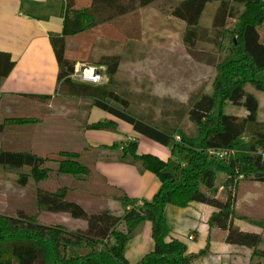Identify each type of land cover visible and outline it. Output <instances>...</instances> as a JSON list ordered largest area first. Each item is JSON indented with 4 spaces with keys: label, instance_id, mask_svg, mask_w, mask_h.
I'll list each match as a JSON object with an SVG mask.
<instances>
[{
    "label": "trees",
    "instance_id": "trees-1",
    "mask_svg": "<svg viewBox=\"0 0 264 264\" xmlns=\"http://www.w3.org/2000/svg\"><path fill=\"white\" fill-rule=\"evenodd\" d=\"M207 1L212 0H92L89 6L77 8L75 0H63L62 30L51 33L50 40L60 66L59 88L65 85L68 92L81 97L83 115L78 117L80 122L87 128L114 129L116 124L111 118L88 122V110L97 106L130 123L141 134L169 146L177 162L173 168H168L152 153H137L134 140L109 145H121L120 158L138 160L142 167L155 171L161 181L153 196L143 201L153 224L155 247L130 263L123 255V246L145 215L125 216L107 207L98 209L83 205L79 194L89 192L90 188L95 189L92 193H108L122 203L130 200L123 189L109 185L103 176L94 173L95 154L88 155L85 149L61 148L45 155L31 149H0V163L21 165L23 169L16 180L30 184L32 191L29 210H0V264H191L192 255L186 243L170 234L165 213L167 204L185 206L191 201L214 207L207 222L225 230V242L247 245L253 248L252 252L264 255L258 247L263 238L264 219L236 215L234 211L235 190L240 179L262 180L264 174V120L257 117V97L246 87L250 83L264 90V79L260 77L264 71V39L260 33V25L264 22V0H246L244 7L240 0H235L236 4L232 6L227 3L229 0H220L212 24L204 26L199 23V17ZM151 3H156L166 14L183 18L178 41L182 42L186 53L197 55L202 52L203 41L209 45L206 52H209L213 69L210 91L205 89L202 81L176 109L177 121L187 113L194 122L196 132L193 135L184 134L175 124L155 123L138 115L130 109L129 98L113 89L100 93L97 91L99 84L77 82L69 75L76 63L65 58L64 51L78 46V41L69 39V35L103 22L116 24L119 15ZM229 16L235 18L232 27L226 23ZM99 40L96 39L86 65L104 63V73L115 74L120 53L100 51L98 46L102 43ZM184 54L147 52L142 53L139 61L143 67L156 65L155 72L167 76L171 73L163 67L167 64L175 66L178 58H185ZM146 55L148 63L144 59ZM13 63L9 53L0 51V79L7 75ZM227 101L244 107L245 113L224 111L223 105ZM175 135L180 139H175ZM211 149L225 152L211 153ZM48 161L53 164L48 165ZM53 172L73 177L69 184L54 188L38 184ZM220 188L225 190L223 198L218 196ZM46 209L68 212L84 218L86 224L69 228L58 222L40 221V210ZM235 217L258 229L241 228L234 223Z\"/></svg>",
    "mask_w": 264,
    "mask_h": 264
},
{
    "label": "crops",
    "instance_id": "crops-1",
    "mask_svg": "<svg viewBox=\"0 0 264 264\" xmlns=\"http://www.w3.org/2000/svg\"><path fill=\"white\" fill-rule=\"evenodd\" d=\"M91 1L75 0V7H87ZM216 1L219 5L220 0ZM62 10L63 0H0V51L9 53L14 61L7 75L0 79V149H31L37 154L45 155L66 148L85 149L88 155L95 154L94 172L95 170L99 172L109 185L123 188L127 194L136 198L134 203L127 200L121 202V205L117 203L120 201L114 199L118 213L137 211L138 214L145 215L143 222L139 225V231L127 240V245L125 244L124 247L127 261L134 263L144 253L155 247L153 224L147 216L149 210L142 204L144 199H150L158 190L161 181L155 171L142 167L138 160L120 158L121 145L110 147V144L105 146L100 144L118 142L123 139L134 140L137 143V153H152L165 161L172 156L171 150L165 144L154 139H147V136L135 130L130 123L112 116L97 106H92L88 110V122L111 118L116 122V127L119 126L124 133L83 126L78 118L83 115L81 97L68 92L65 85L61 84L60 88L58 85L60 66L51 44L50 34L61 32ZM201 16L200 24L210 26L211 22L203 23ZM177 18L172 19V14H166L165 10H161L156 3L141 6L134 12L119 15L116 24L103 22L69 35V39L78 41V46L66 48L64 56L74 61L75 66L86 65L89 53L96 39L99 38L102 43V46H98L100 51L109 50L120 53L116 64V75H128V72L118 70L136 68L142 53L172 51V37H177L178 40L182 31L183 18ZM175 20L178 23L175 22L173 26L172 22ZM177 40L175 41L178 43ZM147 58V55L144 56L145 60ZM104 66V63L95 66L101 72L102 78ZM167 66L170 65L167 64ZM108 77H113V74ZM99 88L98 92H100ZM9 116L30 119L21 121L6 118ZM90 134L106 138L97 140L91 138ZM22 169L21 165L0 163L1 211L30 209V201L28 198L25 200L27 184L16 180ZM250 180L251 185L264 187L263 179ZM201 188L207 191L204 185H201ZM220 189L218 196L223 198L220 195ZM258 198L264 200V196ZM213 209V206L198 201H191L187 206L178 207L177 222L171 223L169 220L172 225L170 234L181 239V225L191 226L196 229L192 239H197L198 230L200 239L191 243L182 236V240L188 242L189 252L201 251L203 257L208 253L218 252L216 244L225 242V230L208 224L207 218ZM240 220L242 219L235 217L234 223L244 229H258L256 225L246 220L241 223ZM190 233L188 232V237ZM258 247L264 251V230Z\"/></svg>",
    "mask_w": 264,
    "mask_h": 264
},
{
    "label": "rangeland",
    "instance_id": "rangeland-1",
    "mask_svg": "<svg viewBox=\"0 0 264 264\" xmlns=\"http://www.w3.org/2000/svg\"><path fill=\"white\" fill-rule=\"evenodd\" d=\"M223 1H227V0H223ZM240 1H242L241 6L244 7V2L246 0H240ZM227 3L232 6L233 4H236V1L229 0ZM217 5H218V1L216 0L207 1L205 3L203 7V12H201L202 16L200 14L201 21L203 23L211 22L212 24L213 16L216 11ZM172 19H178V18L174 14H172ZM226 19L228 20V22H226L227 26L232 27L235 18H230L229 16ZM175 22L178 23V21L175 20L174 23L172 22L173 26ZM199 23H200V17H199ZM260 32L262 39H264V22L260 25ZM172 38H173L172 51H176L182 55L185 53L184 54L185 58H182V60L178 58L179 62L175 66L169 64L170 66L163 67L166 71H169L171 74L167 76H164V74H157L154 70L156 65L143 67V65L140 64V61H137V67L134 69L120 68L118 70L119 72H122V70L124 72H128L129 76L116 75L115 73L113 74V77L109 78L110 76L108 77L107 74L103 73V78L99 82L100 85L99 91L100 93L101 91H104L102 93H106L109 89H113L114 91L124 95V97L129 98V100L131 101L130 109L136 112L138 115L147 118L148 120L155 123L164 121L168 125L175 124L184 134L193 135L196 132V126L194 122H192L188 118L187 113H184L181 119L177 121L176 109L181 107L182 102L186 100V97L190 93L191 89L194 86H199V84L202 81L205 82V89L210 91L213 69L211 66L209 52L208 53L206 52V50L209 48V45L203 41L202 52L199 51L200 53H198L197 55L196 54L191 55L190 53H186L185 48L182 46V42H179L177 40V37H172ZM175 40H177L178 43ZM157 52H161L162 54L165 51H157ZM152 61L155 63V60L152 59ZM145 62L148 63L147 60ZM260 77L264 79V71L261 73ZM246 87L256 94V97L259 101L258 118L264 119V90L258 89L255 86L251 85L250 83H248ZM223 109L226 112L237 113V114L243 113L245 111L244 107L232 104L231 102L228 101L223 105ZM116 126L117 124L115 125V128L111 130H114L115 132L117 131L120 133H124V131H122V129L119 126L118 127ZM90 136L91 138L97 140H104L106 138L95 134H90ZM147 139H151V138L147 137ZM125 140L126 139L119 140L118 142H122ZM109 144L111 143H102L100 145L105 146ZM136 147H137V143L135 144V151H136ZM162 161L164 162L166 167L173 168V165L177 162V158L175 155L172 154V156L167 161L165 160ZM47 164L52 165L53 162L48 161ZM95 172L99 174V172H97L96 170ZM72 177L73 175L71 174L53 172L48 178L39 181L38 184L44 187L54 188L57 187L59 184H69ZM94 181L95 183L98 182L96 179H94ZM250 181H251L250 178H242L237 184L235 190L236 199L234 204V211L236 208L235 214L236 215L246 214L256 219H264V200L258 198L264 196V187L253 186L250 184ZM25 190L27 191V196L25 197V200H27V198L29 200L31 196L30 192H32L31 185L27 184ZM91 190H95V189L90 188V190H88L89 192H84V193L82 192L79 194V198L82 201L83 205H85L88 208H98V209L107 207L115 212H118L115 206L116 202L114 198H112L108 193L95 194L92 193ZM247 193H249V195L251 196H248ZM127 195L130 196L129 194ZM220 195L223 197L225 196V190L222 188L220 189ZM118 201L120 200L118 199ZM128 201L134 203V201H136V198L130 196V200ZM117 203H119L120 205L122 204L121 201ZM178 207L180 206L175 204H167L165 206V213L168 222L170 220L171 223L172 222L174 223V221L177 220ZM7 212H11V211H7ZM127 212L126 211L124 213L121 212V214L127 216V215H131L132 213H138L137 211H133V212L127 211ZM38 218L40 221L58 222L69 228L75 226H84L86 224V220L84 218L74 217L70 213L64 211H55V210H47V209L40 210V214ZM242 221L245 222L244 219L240 220L241 223ZM171 227L172 225L170 224V233L172 230ZM181 227H182L181 239L184 237L185 240H187L188 242L191 241V243L196 242L200 239L199 230L197 231L198 232L197 239H192L194 238L193 233H196V229L191 226H186L185 224H182ZM177 228H179L178 223H177ZM139 229L140 226L138 227L135 233H137ZM188 232H191L189 235H193L192 238L188 237L187 235ZM127 240L125 241L123 246L124 257H125L124 247L125 244L127 245ZM184 242L186 243L188 249V245H187L188 242L186 241ZM222 243L220 242L216 244L217 247L216 251L218 252L208 253L205 257H203V255L200 253L201 251L196 253L190 252L192 255L191 262L193 261L191 264H254V263L264 264V255H261L260 253L252 252L253 249L252 247L237 243H227V244L225 242Z\"/></svg>",
    "mask_w": 264,
    "mask_h": 264
},
{
    "label": "built area",
    "instance_id": "built-area-1",
    "mask_svg": "<svg viewBox=\"0 0 264 264\" xmlns=\"http://www.w3.org/2000/svg\"><path fill=\"white\" fill-rule=\"evenodd\" d=\"M87 67H92L93 71L91 73H86ZM69 75L73 80L89 81L92 83H99L102 80L101 72L95 66L92 65L78 64L77 66H75L74 71L71 72ZM175 138L178 140L179 135H175ZM210 152L223 154L225 150L211 149ZM189 237L192 238L193 235H189Z\"/></svg>",
    "mask_w": 264,
    "mask_h": 264
},
{
    "label": "bare ground",
    "instance_id": "bare-ground-1",
    "mask_svg": "<svg viewBox=\"0 0 264 264\" xmlns=\"http://www.w3.org/2000/svg\"><path fill=\"white\" fill-rule=\"evenodd\" d=\"M93 71L92 67H87L86 68V73H91Z\"/></svg>",
    "mask_w": 264,
    "mask_h": 264
},
{
    "label": "water",
    "instance_id": "water-1",
    "mask_svg": "<svg viewBox=\"0 0 264 264\" xmlns=\"http://www.w3.org/2000/svg\"><path fill=\"white\" fill-rule=\"evenodd\" d=\"M261 178L264 180V174H263V175H261Z\"/></svg>",
    "mask_w": 264,
    "mask_h": 264
}]
</instances>
